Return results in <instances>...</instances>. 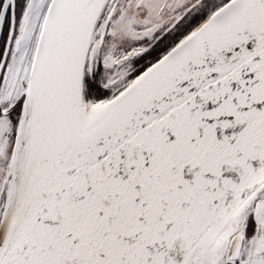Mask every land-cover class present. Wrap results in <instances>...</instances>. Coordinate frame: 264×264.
<instances>
[{"label":"snow or ice","instance_id":"obj_1","mask_svg":"<svg viewBox=\"0 0 264 264\" xmlns=\"http://www.w3.org/2000/svg\"><path fill=\"white\" fill-rule=\"evenodd\" d=\"M0 264H264V0H0Z\"/></svg>","mask_w":264,"mask_h":264}]
</instances>
